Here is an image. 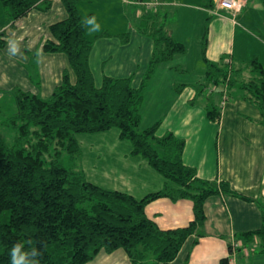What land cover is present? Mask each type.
<instances>
[{"label": "trees", "instance_id": "obj_1", "mask_svg": "<svg viewBox=\"0 0 264 264\" xmlns=\"http://www.w3.org/2000/svg\"><path fill=\"white\" fill-rule=\"evenodd\" d=\"M60 1L66 16L50 24L51 37L42 50L65 54L75 79L72 81L69 70H64L60 83L46 99L20 88L13 91L16 111L2 122L12 130L10 142L0 134V264H10L13 243L26 239L40 249V264H85L100 251L118 249L124 250L129 264H169L189 237L203 234L204 203L209 196L228 193L249 198L234 192L225 181L200 178L194 167L183 162L184 139L172 132L158 135L160 121L140 127L144 90L157 65L185 51L166 23L156 26L160 18L157 5L153 14L146 10L138 21V31L149 35L154 47L140 84L134 86L132 76L104 74L100 83L95 80L90 66L92 45L85 37L78 0ZM0 5L14 21L32 8L49 10L52 0H0ZM5 33L0 32V48L6 46ZM121 38L128 40L127 34ZM206 64V80L220 87V99L223 86L226 99L235 88L243 99L264 111V69L256 58L244 68H234L225 61ZM244 69L246 76L241 75ZM209 89L205 82L200 83L196 96L209 94ZM219 102L207 103L211 121L220 119ZM113 127L119 129V138L131 142L132 154L140 155L164 177L161 189L136 198L86 178L78 133H100ZM160 197L190 199L193 219L186 226L160 228L145 212L147 204ZM260 208V228L243 235L247 239L257 236L260 251H264L261 202Z\"/></svg>", "mask_w": 264, "mask_h": 264}, {"label": "crops", "instance_id": "obj_2", "mask_svg": "<svg viewBox=\"0 0 264 264\" xmlns=\"http://www.w3.org/2000/svg\"><path fill=\"white\" fill-rule=\"evenodd\" d=\"M133 1L77 2L80 15L84 17L95 14L103 29L89 35L85 28V37L92 45L90 66L96 81L101 80L104 74L114 77L132 76L134 86H138L148 68L154 41L149 35L140 33L136 23L142 13L150 11L153 6L143 11V8L135 6L130 15L129 5H136ZM200 2L157 0L156 8L161 21L166 18L167 30L184 44L185 51L156 67L145 87L140 127L145 129L161 121L158 135L172 132L176 137L184 139L183 162L194 167L200 178L217 183L225 181L234 192L249 200L228 193L209 196L204 203L206 220L203 234L189 237L177 257L169 264H229L230 244L233 240L241 243L235 264H264V251H260L259 238L254 236L247 239L243 235L260 228L262 224L260 202L264 204V111L243 99L240 91L235 88L231 89L229 99L222 105L220 87L206 80V61H225L234 68H244L246 63L256 58L264 69V4L262 0H246L243 10L233 17L229 10L217 6V0ZM170 6H173L172 12H169ZM52 7L47 11L32 8L25 17L33 13L34 17H41L39 15L52 12ZM163 10H166L165 15L161 13ZM171 14L177 17L172 18ZM55 15L62 17L58 21L66 16V11L58 10ZM12 21L1 6L0 32L5 31L6 38ZM124 34L128 36L127 41L121 38ZM48 55L54 72L52 68L51 79L47 82H54L56 86L64 70H68L66 56L61 53ZM241 75H248L247 69ZM202 82L210 86V93L196 96V88ZM13 85L16 86V83ZM179 85L184 87L177 91ZM208 102L221 104L218 122L208 118ZM112 129L97 133L106 143V152L112 150L119 153L121 145L120 151L124 158L132 159L130 163L133 169L143 170V174L137 173L140 177L135 178L133 184L125 182V189L114 190L141 198L161 189L164 177L145 159L132 154L131 144L123 146L124 140ZM81 167L91 182L106 189L113 185L110 181H101L95 177L97 166H91L92 174L87 173L82 164ZM106 171H109L107 167ZM110 176L113 175L108 172L105 178ZM145 212L162 229L186 226L193 219L192 201L185 198L172 201L160 197L148 203ZM120 250L112 253L100 251L94 259L108 258L118 253L122 264L124 257L129 264L126 253Z\"/></svg>", "mask_w": 264, "mask_h": 264}, {"label": "rangeland", "instance_id": "obj_3", "mask_svg": "<svg viewBox=\"0 0 264 264\" xmlns=\"http://www.w3.org/2000/svg\"><path fill=\"white\" fill-rule=\"evenodd\" d=\"M153 1L154 0H142V2H137L136 0H134L133 3L136 5H129V12H127H134L135 6L136 8L139 7L138 9L143 8V11L144 8H146L145 4ZM175 1H193L194 3H201V0ZM52 6V12L39 15L41 17L37 18L34 17L35 13L28 15L27 17H21L15 21H12L11 25L7 29L8 37L13 33L17 37H22L20 41V52L22 53V55L9 56L7 53V43L4 48H0V134L6 142H10L13 134L11 128L2 125V122L3 120H5V118L11 116L16 111V102L13 93L14 89L20 88L23 91L37 94L41 98L46 99L51 95L55 88L54 82H47V80L51 79V73L54 72V68L49 63V53H46L42 50V45L46 40H48V38L51 37L49 28L47 30V26L55 20L57 21V19L62 18L59 16L56 17L55 14H58V10L65 11V8L60 0H53ZM153 8L149 11V14H153ZM172 11L173 6H170L169 12ZM161 13L162 15H165L166 10H163ZM159 17L160 18L158 20V23L156 24V26L158 27L166 23V18L161 21V16L159 15ZM171 17L176 18L177 16L176 14H171ZM132 23L134 24L133 19ZM137 26L138 22L136 23V28ZM61 55L63 54L61 53ZM63 56L66 55L64 54ZM65 58L67 62L66 65L68 66L67 68L70 72L71 80L74 81V73L70 68L68 58ZM163 62L166 63V61ZM160 63L162 64V62ZM14 65H16L17 67H14ZM52 68L53 72H51ZM180 71L183 73V69L180 68ZM159 72L160 71H158V74ZM96 73L98 74V70ZM97 82L100 83V80H97ZM15 83L17 87L13 85ZM112 130H116L119 134L118 128L113 127ZM99 136L101 135H97V133H78V138L81 142L82 148L81 164L83 165V167H85L84 169L86 170V172L91 174L93 173V168H91V166H97L95 177L98 178V180L102 179L101 181H110L111 183H113V185L110 186V189L123 190L127 187L125 182L127 184H133L134 179L140 177L139 175H137V173L143 174V170H138V168L133 169V165L130 163L132 162V159L124 158L122 151H120V147L122 148L121 145H119V153H116L112 150H110L111 152L109 151V153L106 152V143L102 141ZM123 140V146H125V144H131L128 139ZM138 156L142 158L140 155ZM64 157L66 158V156ZM106 167L109 169V171H106ZM108 172H111V175L113 176L105 178V175ZM122 250L123 249H121L119 252L125 254ZM117 254L118 253H116L115 255H111V257L108 258L102 257L100 259H97L99 258L97 257L93 261H88L85 264H122V260H120L119 255ZM124 258L125 261L123 260V264H128L126 257Z\"/></svg>", "mask_w": 264, "mask_h": 264}, {"label": "clouds", "instance_id": "obj_4", "mask_svg": "<svg viewBox=\"0 0 264 264\" xmlns=\"http://www.w3.org/2000/svg\"><path fill=\"white\" fill-rule=\"evenodd\" d=\"M83 26L86 27L89 35L99 33L103 30L95 14L85 15L83 18ZM21 39L22 37H17L14 33L6 38L7 53L9 56L22 55L20 52ZM41 254L40 249L35 246L31 239L17 241L13 243L9 250L10 264H40L39 257Z\"/></svg>", "mask_w": 264, "mask_h": 264}, {"label": "built area", "instance_id": "obj_5", "mask_svg": "<svg viewBox=\"0 0 264 264\" xmlns=\"http://www.w3.org/2000/svg\"><path fill=\"white\" fill-rule=\"evenodd\" d=\"M245 3L246 0H217V6L229 10L233 17L243 10ZM155 5H157V0L145 4L146 8H150ZM224 92H225V88H224ZM225 100H226V94L224 93L222 96V105L225 102ZM240 247H241V243L239 241L233 240L231 242L229 264H235V256L238 248Z\"/></svg>", "mask_w": 264, "mask_h": 264}]
</instances>
